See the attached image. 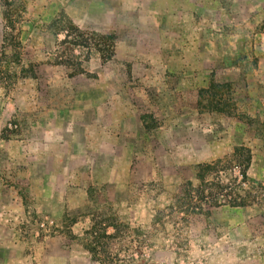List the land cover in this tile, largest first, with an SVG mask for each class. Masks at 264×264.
<instances>
[{
    "label": "rangeland",
    "instance_id": "rangeland-1",
    "mask_svg": "<svg viewBox=\"0 0 264 264\" xmlns=\"http://www.w3.org/2000/svg\"><path fill=\"white\" fill-rule=\"evenodd\" d=\"M69 1L0 0V184L18 188L20 264H91L81 240L116 220L131 231L117 247L126 264H218L256 249L264 257V0L216 2L220 14L153 41L164 46L153 55L147 42H130L131 56L114 36L78 30ZM211 83L231 85L217 93L219 109L212 92L199 97ZM92 84H114L116 109L141 114L150 135L132 154L127 189L86 186L81 200L64 201L62 214L54 202L42 211L27 193L22 158L45 144L47 130L94 115ZM159 112H171V121L153 118ZM234 209L255 215L252 234L238 233ZM10 221L0 213L1 224ZM242 241L256 245L242 250Z\"/></svg>",
    "mask_w": 264,
    "mask_h": 264
},
{
    "label": "crops",
    "instance_id": "crops-1",
    "mask_svg": "<svg viewBox=\"0 0 264 264\" xmlns=\"http://www.w3.org/2000/svg\"><path fill=\"white\" fill-rule=\"evenodd\" d=\"M219 1L222 0H71L66 5V12L78 30L90 31L100 36H114V40L119 43L117 48L128 50L127 54L130 56L136 55L132 52L134 47L130 43L135 40L147 42L143 46L144 51L146 55H153L154 51L164 49L160 43L158 47H155L153 41L172 40L173 36L177 37L180 26L196 24L193 19L195 17H198L199 22L203 24L205 18L210 17L212 13L220 14L216 10L223 7L216 6V2ZM240 1L252 3L260 0ZM1 36L0 33V40ZM92 85L94 90L91 91L89 98L92 100L91 107L94 108V115L84 120L83 124L66 119V130L61 132L60 128L47 130L45 144L37 148L33 146L22 158L26 161L21 171L25 178L23 182L27 193L33 200L40 203L42 211L48 202H54L58 206L59 214H62L64 201L81 200L77 194L82 193L86 186L104 187L109 191L127 189L132 177L131 166L134 160L132 154L139 153L140 148L144 147V137L150 135L143 124L141 114L131 113L128 107L124 108L126 111L116 109L115 100L118 97H116L114 84ZM100 85H106V90L104 91V87ZM119 95L122 94L119 93ZM99 109L102 110L100 114ZM162 115L161 112L154 113L153 118L166 120L170 116L171 121V112L164 113V117ZM47 120L44 119V121ZM171 126L169 125L167 132L172 131ZM161 129L156 130L154 135L152 134L153 137L162 136ZM155 141L162 147L158 140ZM173 146L175 145L170 147ZM191 151L195 152L196 148L189 150ZM16 158L19 160L18 157ZM181 187L177 188V192ZM18 201V188L14 186L7 188L0 184V213L7 215L11 220L9 226L0 223V264L21 263L14 252L20 248L19 239L16 236L19 233L15 230L13 221L15 216L21 215L15 211ZM66 207L68 208L69 205ZM232 211L242 218L241 221L238 220V233L247 231L252 234V230H248V227H253L255 215L252 211L248 209ZM154 216L157 217V215ZM117 225V220L113 221L112 225L109 224L107 234L114 232L112 226L118 229ZM155 226L156 228L152 230L154 233L158 231L159 223ZM122 232H126L127 237L131 231L122 230ZM255 245V243L239 242L242 250ZM167 249H173V247L170 245ZM258 252L256 249L251 256H242L237 259L222 256L219 263L264 264V257L258 256ZM89 260L91 264H100L92 261L90 256Z\"/></svg>",
    "mask_w": 264,
    "mask_h": 264
},
{
    "label": "trees",
    "instance_id": "trees-1",
    "mask_svg": "<svg viewBox=\"0 0 264 264\" xmlns=\"http://www.w3.org/2000/svg\"><path fill=\"white\" fill-rule=\"evenodd\" d=\"M230 84H213L209 85V88L206 91H200L199 97L202 98V94H210L211 92V106L213 103L215 109H217L221 102L219 100L216 101L217 97L221 99V96L217 95L220 90L226 89L230 90ZM216 101V102H215ZM198 105H201V103ZM212 106V107H213ZM219 109V108H218ZM250 158H247L245 161V166H243L241 176L244 179L246 177V172L249 166ZM208 169L209 166H207ZM201 177V176H200ZM205 195L203 192H200L199 198H204ZM159 223L158 217L154 218L153 224ZM112 225V224H111ZM113 227V233L107 234V226L103 228H97L95 225L90 229L89 232L86 233L85 239H82V247L88 253L92 261H96L100 264H126L127 261L120 259V253H118L117 247L120 242L125 239L123 238L125 235L123 232H119L116 226ZM137 230L133 231V233H137ZM122 233V234H121ZM126 237V236H125ZM123 238V239H122Z\"/></svg>",
    "mask_w": 264,
    "mask_h": 264
},
{
    "label": "built area",
    "instance_id": "built-area-1",
    "mask_svg": "<svg viewBox=\"0 0 264 264\" xmlns=\"http://www.w3.org/2000/svg\"><path fill=\"white\" fill-rule=\"evenodd\" d=\"M40 225H41L42 228H44L43 224L40 223Z\"/></svg>",
    "mask_w": 264,
    "mask_h": 264
}]
</instances>
